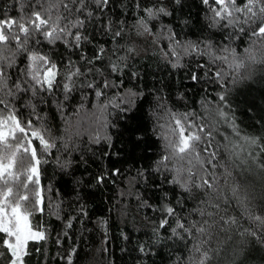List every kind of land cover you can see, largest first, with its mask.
Instances as JSON below:
<instances>
[{
  "label": "trees",
  "instance_id": "obj_1",
  "mask_svg": "<svg viewBox=\"0 0 264 264\" xmlns=\"http://www.w3.org/2000/svg\"><path fill=\"white\" fill-rule=\"evenodd\" d=\"M136 3L111 0L103 14L86 22L88 40L80 49H66L60 42L54 48L36 46L65 62L71 58L87 73L86 82L99 85L106 80L109 87L99 100L91 90L79 87V81L67 99L59 90L43 100L24 96L19 111L31 116L55 145L39 153L46 207L44 213L31 218L34 226L46 232L47 240L30 243L25 264H68L69 254L72 264H190L199 256L194 252L197 244L201 251L208 250L207 264H264V225L254 219H264V153L259 146L252 149V156L245 154V164L233 163L227 155L223 161L231 169L224 195L231 197L229 186L234 184L244 200L241 205L230 199L227 211L221 213L235 218L233 225L221 226L216 216H201L196 211L207 207L201 203L203 190L183 193L166 182L168 173L155 170L165 152L161 134L166 129L159 125L170 122L168 113L193 114L190 119L199 117L196 123H201L214 118L219 108L228 113L242 136L264 142V63L235 70L221 61L212 63L199 52L183 53L184 47L196 45L203 52L211 44L217 50L229 45L237 56H244L249 45L245 34L228 38L231 29L212 25V13L201 0H139L141 9ZM145 6L161 7L167 13L146 19L148 32L138 27L146 16ZM19 8L18 0H0L4 18L19 17ZM109 20L110 30L105 31ZM120 29L121 35L114 37ZM101 48L100 60L89 64L80 59L81 55L93 57ZM173 48L181 52L178 58L171 56ZM22 62L26 64L20 55L16 65L22 67ZM113 63L119 71L111 70ZM221 70L226 75L217 79L215 73ZM8 71L15 78L16 67ZM130 91L137 95L129 103ZM220 95L225 101L219 100ZM121 99L124 104L119 103ZM100 100L105 104L111 100L118 107L109 104L98 120ZM220 131L229 134L232 129L221 123ZM97 135L99 142L94 140ZM231 138L237 139L234 134ZM216 140L223 137L216 134ZM114 169L118 175L111 174ZM216 171L224 185L225 169ZM100 175L105 177L103 183L96 182ZM165 201L176 208L181 222L190 225L208 220L212 224L209 234L201 236L193 229L191 233L178 230L180 234L174 236L167 226L158 228L161 213L153 209Z\"/></svg>",
  "mask_w": 264,
  "mask_h": 264
},
{
  "label": "snow or ice",
  "instance_id": "obj_2",
  "mask_svg": "<svg viewBox=\"0 0 264 264\" xmlns=\"http://www.w3.org/2000/svg\"><path fill=\"white\" fill-rule=\"evenodd\" d=\"M18 2L19 17L4 18L0 15V260H4V264H25V257L31 254L30 243L47 240L46 232L34 226L31 218L37 212L44 213L46 207L40 181L39 153L49 152L55 145L46 139L42 127L35 126L31 116L25 117L19 111L24 96L30 94L43 100L45 95H54L59 90L64 94V99H67L79 81V87L91 90L99 100L105 95L104 89L109 87L106 80L99 85L86 82L87 73L77 67L71 58L65 62L62 57L50 56L36 46L48 45L54 48L57 42H60L66 49H80L82 42L88 40L86 22L90 23L95 19L97 13L103 14L111 0ZM201 3L210 9L212 15L209 19L212 25L231 29L232 31L226 34L228 38L240 33L245 34L249 45L244 49V56H237L236 50L229 45L217 50L211 44L207 45L203 52H200L196 45L184 47L183 53L199 52L200 55L208 56L212 63L221 61L235 70L243 69L248 64L264 63V0H201ZM135 7L141 9L139 0ZM142 12L146 16L138 21V27L145 32L150 31L146 19L154 18L160 13L167 14L163 8L155 6H145ZM111 23L109 20L104 25L105 31L110 30ZM121 31L122 29L115 31L114 37H119ZM128 51L132 52L133 49L129 48ZM170 54L175 59L181 52L173 48ZM20 55H23L26 61V64L22 62V67L16 65ZM103 55L104 50L101 48L93 57L81 55L80 59H85L91 64L94 60H100ZM13 67H16L15 78L8 71ZM111 70L119 71L118 65L113 63ZM222 75H226L222 70L215 73L217 79ZM192 80H197L195 74L192 75ZM136 95L137 93L130 91L128 102L130 103L131 97ZM219 100L225 101V96L220 95ZM119 103L124 104L125 100L121 99ZM100 104L98 120L109 104L118 107L111 100L108 104L100 100ZM121 111H127V108H121ZM168 115L170 122L167 125H159L161 129H166L161 134L165 141V152L156 162L155 170L168 173L166 182L183 193L191 195L194 189L203 190L205 199L201 203L207 207L196 209L201 216H216L218 221L222 222L221 226L236 224L235 218L221 215L227 211V205L232 198L241 205L244 204L234 184L229 186L231 197L224 195V186L228 185V178L231 177V169L223 163L225 155L233 163L239 161L245 164L248 162L245 154L252 156V149L257 146L264 153V142L255 137L242 136L234 122L230 121L228 113L219 108L215 109L214 118L201 123H196L199 117L190 119L193 114L189 113ZM221 123H227L232 132H221ZM102 126H106V121H103ZM216 134L221 135L223 140L217 141ZM233 134L237 139L231 138ZM94 140L99 142L100 137L97 135ZM34 141H38V144ZM218 168L225 169L224 185L220 183L216 171ZM111 174L118 175L119 170L114 169ZM104 179V175L97 176L96 182L103 183ZM209 208L215 211H209ZM153 210L161 213L157 227L167 226L174 236L180 234L178 230L191 233L193 229L203 236L209 234L208 229L212 226L208 220L193 222L190 225L181 222L176 208L166 201ZM169 218H172L171 221ZM254 219L264 225V219L261 217ZM67 226L72 227L71 223ZM141 251L144 249L141 248ZM194 252L199 253V256L194 257L190 264H207L210 259L208 250L201 251V244H197L194 246ZM67 262L72 264L71 254L67 256Z\"/></svg>",
  "mask_w": 264,
  "mask_h": 264
}]
</instances>
